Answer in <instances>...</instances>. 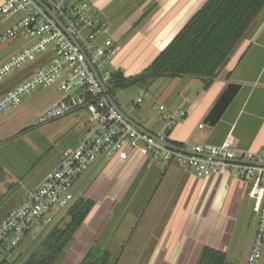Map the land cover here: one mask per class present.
Here are the masks:
<instances>
[{"label":"crops","instance_id":"crops-1","mask_svg":"<svg viewBox=\"0 0 264 264\" xmlns=\"http://www.w3.org/2000/svg\"><path fill=\"white\" fill-rule=\"evenodd\" d=\"M3 1L0 0V4ZM206 1L86 0L92 6L91 18L106 26V32L98 42L105 38L112 41L117 53L110 66L123 78L135 77L146 69ZM30 75L31 72L26 78ZM23 80L1 90L0 98ZM172 81L174 86L168 101L161 104L173 115L172 142L182 146H219L230 137L240 152L264 153V8L207 89H203V79L198 77L184 75ZM228 85L238 86V89L216 124L212 127L205 125L204 119ZM183 93L185 96L182 97ZM181 97L182 101L177 105ZM60 100L61 97L52 107ZM136 107L135 111H129V118L152 134L153 131L146 128L150 126L146 114L149 105L143 107L140 103ZM179 112L184 115L180 116ZM74 115H83V120L87 119L84 111ZM86 123L84 121L79 142ZM156 158L133 149L128 150L125 160L110 158L113 162L103 169L90 188L94 205L79 229L83 231L81 237L84 232L97 234L101 231L116 205L136 193L135 184L141 173L151 170V160ZM165 164L168 168L163 176L166 178L169 172L171 187L167 188L169 192L155 215L143 264H197L204 247L222 252L227 264H246L256 231L253 202L247 196V185L227 174L199 179L182 169L181 172L174 163ZM47 173L44 172L10 208L19 205ZM97 189L101 190L96 192ZM107 252L110 253L109 264H117L119 258L111 261V251ZM258 264H264V240Z\"/></svg>","mask_w":264,"mask_h":264},{"label":"built area","instance_id":"built-area-1","mask_svg":"<svg viewBox=\"0 0 264 264\" xmlns=\"http://www.w3.org/2000/svg\"><path fill=\"white\" fill-rule=\"evenodd\" d=\"M91 7L86 0H4L0 4V20L18 16L0 34V44L20 37L27 40L0 64V82L34 62L37 54H46L49 59L0 98V114L19 107L23 97L36 89L56 87L62 94L61 100L39 117L38 124L81 111L87 115L85 132L78 145L64 150L60 162L39 185L0 220V264L8 261L9 254L24 239H38L44 230L51 228L57 209L72 205V186L96 158L103 155L125 160L132 149L143 155H162L164 162L174 163L184 172L193 171L199 179L227 174L246 184L252 211L258 218L246 264H258L264 240V153L240 152L230 137L219 146L176 147L170 143L173 115L162 105L151 108L162 122L161 130L152 133L154 138L124 120L108 101L110 97L124 113L116 98L120 89L111 81L115 72L112 60L117 50L108 38L98 42L106 26L91 18ZM120 96H124L123 92ZM141 96L136 104L142 103ZM178 114L183 116L184 112ZM163 143L181 150H171Z\"/></svg>","mask_w":264,"mask_h":264},{"label":"rangeland","instance_id":"rangeland-1","mask_svg":"<svg viewBox=\"0 0 264 264\" xmlns=\"http://www.w3.org/2000/svg\"><path fill=\"white\" fill-rule=\"evenodd\" d=\"M17 19L18 16L1 19L0 33ZM26 42V39L20 37L0 44V62L10 57ZM35 58L34 62L5 77L0 82V91L25 79L30 72L32 73L41 65L44 66L48 56L42 53L37 54ZM172 80L159 77L151 83L126 87L116 93V98L124 114L131 117L128 113L137 109L135 101L142 95L143 107L148 105L150 107L146 113L150 126L146 128L153 133H158L162 128V122L151 108L167 103L174 86ZM121 92L124 94L123 97L120 96ZM61 95L56 87L36 89L23 97L19 107L11 111L5 110L0 114V218L44 172H49L55 164L60 162L64 150L75 147L79 142L84 121H87L86 118L83 120V115L80 117L69 115L45 124H38L39 117L48 112ZM156 157L155 160H151L152 169L141 173L140 180L135 184L136 193L116 205L101 231L97 234L91 231L90 234L84 232L85 234L81 237L83 231L80 230L54 264H79L89 249L93 250L96 256H100L106 250L111 251L113 256L111 261L119 258L117 264H143L146 257L145 248L148 247V241L153 233L155 215L160 211L169 192L167 188L171 187L169 172L166 173V178L163 176L165 168H168L163 161V156ZM111 162H113L112 159L103 155L99 156L82 173L71 188L72 205L81 199L91 200L90 197L94 199L90 188ZM178 169L183 172L181 168L178 167ZM189 173L195 175L193 171ZM99 191L97 189L96 192ZM152 195L153 198H151ZM135 198L137 201L132 202ZM69 208L57 209L51 228L44 230L38 239H24L9 254L8 262L24 264L52 228L63 226L69 221L67 216ZM254 216L255 228H257L258 218L255 214Z\"/></svg>","mask_w":264,"mask_h":264},{"label":"trees","instance_id":"trees-1","mask_svg":"<svg viewBox=\"0 0 264 264\" xmlns=\"http://www.w3.org/2000/svg\"><path fill=\"white\" fill-rule=\"evenodd\" d=\"M263 8L264 0H207L166 49L139 75L123 78L115 71L111 81L122 90L132 85L151 83L159 77L173 79L186 75L202 78L203 89H207ZM93 205L89 199L76 201L67 211L69 221L52 228L24 264L56 263ZM92 251L90 249L79 264H109L107 251L100 256ZM2 264L12 263L4 261ZM197 264H227V260L222 252L204 247Z\"/></svg>","mask_w":264,"mask_h":264},{"label":"water","instance_id":"water-1","mask_svg":"<svg viewBox=\"0 0 264 264\" xmlns=\"http://www.w3.org/2000/svg\"><path fill=\"white\" fill-rule=\"evenodd\" d=\"M46 11H47V13H49L48 10H46ZM57 23L59 24L60 27L63 28L62 24L58 20H57ZM96 78L98 79L97 75H96ZM237 89H238V86H234V85H228L227 86L226 90L220 96V98H219L218 102L216 103V105L212 108L211 112L204 119V124L205 125H207L209 127H212V126H214L216 124V122L220 119L222 113L224 112L225 108L229 104L230 100L232 99L233 93H235ZM183 96H185V93L182 94V97ZM182 97L179 98V103L177 105H179L180 102L182 101ZM108 101L119 113L122 114L124 120H126L129 124H131L133 127H135V129H137L141 133H144V134L148 135L151 138H154V136L151 133L147 132L142 127H140L139 125L135 124L133 121H131V119L129 117H127L124 113H122L119 110V108L115 105V103L110 99V97H108ZM162 145L165 146L166 148L171 149V150H177V151L181 150L179 148H176V147L171 146V145L166 144V143H163Z\"/></svg>","mask_w":264,"mask_h":264}]
</instances>
